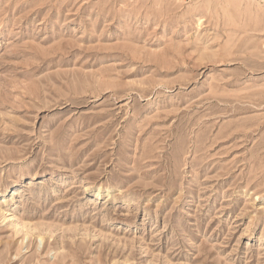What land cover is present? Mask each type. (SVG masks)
Segmentation results:
<instances>
[{"label": "rangeland", "instance_id": "rangeland-1", "mask_svg": "<svg viewBox=\"0 0 264 264\" xmlns=\"http://www.w3.org/2000/svg\"><path fill=\"white\" fill-rule=\"evenodd\" d=\"M0 0V264H264V0Z\"/></svg>", "mask_w": 264, "mask_h": 264}, {"label": "bare ground", "instance_id": "bare-ground-1", "mask_svg": "<svg viewBox=\"0 0 264 264\" xmlns=\"http://www.w3.org/2000/svg\"><path fill=\"white\" fill-rule=\"evenodd\" d=\"M234 3H233V6L234 7H237L238 6V4H239V0H232Z\"/></svg>", "mask_w": 264, "mask_h": 264}, {"label": "built area", "instance_id": "built-area-1", "mask_svg": "<svg viewBox=\"0 0 264 264\" xmlns=\"http://www.w3.org/2000/svg\"><path fill=\"white\" fill-rule=\"evenodd\" d=\"M180 1L185 2V1H187V0H180Z\"/></svg>", "mask_w": 264, "mask_h": 264}]
</instances>
